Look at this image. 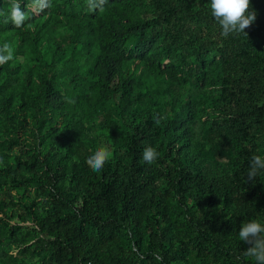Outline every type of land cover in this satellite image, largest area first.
<instances>
[{"label": "trees", "instance_id": "16d2710c", "mask_svg": "<svg viewBox=\"0 0 264 264\" xmlns=\"http://www.w3.org/2000/svg\"><path fill=\"white\" fill-rule=\"evenodd\" d=\"M251 5L247 36L225 38L210 0H51L21 27L0 0L14 54L0 264H255L238 238L264 223V171L247 178L264 156V0ZM103 147L97 173L86 160Z\"/></svg>", "mask_w": 264, "mask_h": 264}, {"label": "clouds", "instance_id": "9594fccd", "mask_svg": "<svg viewBox=\"0 0 264 264\" xmlns=\"http://www.w3.org/2000/svg\"><path fill=\"white\" fill-rule=\"evenodd\" d=\"M106 0H87L90 11L102 8ZM51 7V0H29L25 9L31 10L36 14ZM21 8L20 0H10V10L7 19L16 27L24 25L29 19L28 12ZM211 15L221 28V35L227 38L231 34H244L256 19V12L252 9L251 0H210ZM0 15H5L0 12ZM14 58L13 49L7 42L0 45V65L7 63ZM159 123V121H157ZM111 152L108 148H98L91 153L86 160L88 166L95 172L102 171L104 164L109 160ZM159 153L151 146L144 149L142 159L152 164L158 158ZM264 171V156L254 154L251 157L248 181H254L258 174ZM247 182V181H246ZM240 241L250 245L242 255L254 260L255 264H264V223L253 218L241 224L238 233Z\"/></svg>", "mask_w": 264, "mask_h": 264}]
</instances>
